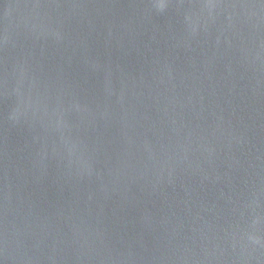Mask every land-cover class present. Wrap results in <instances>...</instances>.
<instances>
[{"label": "water", "instance_id": "95a60500", "mask_svg": "<svg viewBox=\"0 0 264 264\" xmlns=\"http://www.w3.org/2000/svg\"><path fill=\"white\" fill-rule=\"evenodd\" d=\"M0 264H264V0H0Z\"/></svg>", "mask_w": 264, "mask_h": 264}]
</instances>
